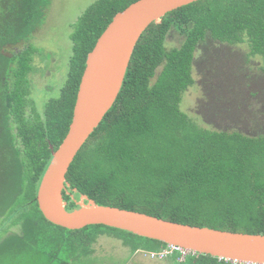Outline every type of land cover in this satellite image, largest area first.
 I'll use <instances>...</instances> for the list:
<instances>
[{
    "label": "trees",
    "instance_id": "trees-1",
    "mask_svg": "<svg viewBox=\"0 0 264 264\" xmlns=\"http://www.w3.org/2000/svg\"><path fill=\"white\" fill-rule=\"evenodd\" d=\"M137 1L97 0L72 24L67 79L40 107L31 76L42 61L32 42L52 1L0 0V222L4 233L20 227L4 244L21 245L33 263L78 264L104 235L132 255L168 247L104 225L57 226L36 200L69 132L89 53ZM174 35L181 43L169 49ZM192 87L201 97L195 117L183 107ZM121 88L67 174V210L86 195L176 223L264 235V0H201L168 13L142 35ZM53 245L72 257L55 263L42 250ZM165 260L233 264L181 251Z\"/></svg>",
    "mask_w": 264,
    "mask_h": 264
},
{
    "label": "water",
    "instance_id": "water-1",
    "mask_svg": "<svg viewBox=\"0 0 264 264\" xmlns=\"http://www.w3.org/2000/svg\"><path fill=\"white\" fill-rule=\"evenodd\" d=\"M198 1L201 0H139L116 14L87 57L69 132L57 150L51 147L52 160L36 200L48 221L69 230L104 225L194 254L242 264H264V235L176 223L99 205L86 195L78 200L77 209L69 211L64 199V192L71 187L66 178L71 165L114 106L142 35L154 22L162 23L168 13Z\"/></svg>",
    "mask_w": 264,
    "mask_h": 264
},
{
    "label": "rangeland",
    "instance_id": "rangeland-1",
    "mask_svg": "<svg viewBox=\"0 0 264 264\" xmlns=\"http://www.w3.org/2000/svg\"><path fill=\"white\" fill-rule=\"evenodd\" d=\"M52 3L47 9V17L42 27L36 33V39L32 44L38 49L39 58L42 61L41 67L36 68L31 76L37 100H41L40 107L44 102L58 94V90L64 85L69 69V60L72 52L70 41L72 24L97 0H51ZM182 38L178 35L169 36L167 46L169 49L178 47ZM36 56V57H37ZM198 56V54H197ZM36 62V58H35ZM39 71V72H38ZM36 72V74H35ZM214 84V83H213ZM196 87H198L196 85ZM192 87L185 95L184 110L195 117L197 104L200 102V91ZM5 226L0 222V264H39L33 263L29 258H23L21 245L10 243L4 244L5 238L11 232L19 233L20 227H12L10 233H4ZM5 239V240H4ZM4 244V245H3ZM68 246L62 245L58 249L53 245L42 249L59 260H67L72 257ZM92 253L84 256L78 264H170L165 259H151L145 252L131 254L130 250L123 246L118 239L108 235L101 236L91 246ZM81 253L79 252V256Z\"/></svg>",
    "mask_w": 264,
    "mask_h": 264
},
{
    "label": "built area",
    "instance_id": "built-area-1",
    "mask_svg": "<svg viewBox=\"0 0 264 264\" xmlns=\"http://www.w3.org/2000/svg\"><path fill=\"white\" fill-rule=\"evenodd\" d=\"M174 251H181L182 254H183V258L190 253L189 251H186L183 248L178 247V246H168L166 249H163V250H161L160 252H158L156 254H153V253H151V254L147 253V254L150 255V258L151 259H159V260H162V259H166ZM232 263L233 264H239L237 262H232Z\"/></svg>",
    "mask_w": 264,
    "mask_h": 264
},
{
    "label": "flooded vegetation",
    "instance_id": "flooded-vegetation-1",
    "mask_svg": "<svg viewBox=\"0 0 264 264\" xmlns=\"http://www.w3.org/2000/svg\"><path fill=\"white\" fill-rule=\"evenodd\" d=\"M100 238V237H99ZM98 241V240H97ZM94 245V244H93ZM140 252H143V251H139V252H137V253H140Z\"/></svg>",
    "mask_w": 264,
    "mask_h": 264
}]
</instances>
